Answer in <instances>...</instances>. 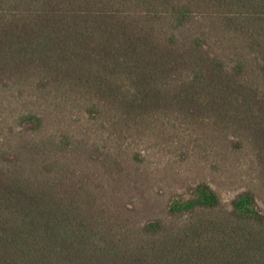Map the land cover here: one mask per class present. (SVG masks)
Here are the masks:
<instances>
[{
	"label": "trees",
	"instance_id": "16d2710c",
	"mask_svg": "<svg viewBox=\"0 0 264 264\" xmlns=\"http://www.w3.org/2000/svg\"><path fill=\"white\" fill-rule=\"evenodd\" d=\"M217 31L228 34L218 44ZM21 83L54 110L73 99L122 128L157 113L211 119L249 183L226 204L199 182L140 224L40 161L36 143L9 145L0 264H264V0H0V86ZM29 106L16 118L38 137L44 115Z\"/></svg>",
	"mask_w": 264,
	"mask_h": 264
},
{
	"label": "rangeland",
	"instance_id": "374dc122",
	"mask_svg": "<svg viewBox=\"0 0 264 264\" xmlns=\"http://www.w3.org/2000/svg\"><path fill=\"white\" fill-rule=\"evenodd\" d=\"M224 36L228 34L217 31L209 39L218 44ZM41 97L25 83L0 86V148L36 143L40 161L58 163L60 175L86 182L97 197L137 223L164 218L168 202L187 197L199 182L208 183L226 204L249 183L240 175L243 168L237 159L227 155L225 141L217 140L216 134L225 135L226 130L213 127L211 119L157 113L153 123H140L137 130L105 119L90 120L85 103L69 99L54 110L52 95ZM32 103L44 115L38 137L21 134L16 118ZM53 133L57 140L62 136L72 141L70 149L52 147ZM256 194L264 212V179L258 181Z\"/></svg>",
	"mask_w": 264,
	"mask_h": 264
}]
</instances>
